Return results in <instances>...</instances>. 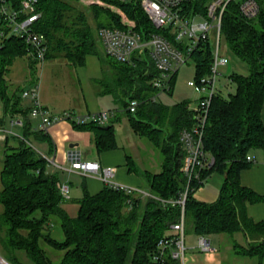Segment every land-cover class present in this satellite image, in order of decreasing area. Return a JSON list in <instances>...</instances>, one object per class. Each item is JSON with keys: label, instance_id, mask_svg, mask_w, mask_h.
Instances as JSON below:
<instances>
[{"label": "trees", "instance_id": "1", "mask_svg": "<svg viewBox=\"0 0 264 264\" xmlns=\"http://www.w3.org/2000/svg\"><path fill=\"white\" fill-rule=\"evenodd\" d=\"M208 1L195 0L191 3L192 8L203 12ZM256 1L260 12L255 19L243 18L236 3L228 4L222 15L221 32L225 46L246 65L248 74L232 73L233 93L227 97L215 96L210 102L203 149L213 158V163L200 172V177L205 180L217 173L223 176V184L217 200L206 204L193 198L194 192L201 187L194 181L185 201L184 218L185 226L189 225L198 236L224 234L233 238L241 234L244 243L233 240V252L238 256L256 258L262 264L264 221L255 223L249 219L246 205L264 199L243 187L239 179L240 172L251 166L246 161L249 151L264 150L261 119L264 105V0ZM101 2L118 8L136 23L138 32L147 34L154 31L138 0ZM79 3V0H38L37 9L41 17L35 30L46 38L45 60L60 52L80 64L87 56L99 57L85 11L78 8ZM89 11L98 22L96 36L101 27L121 26L119 15L96 5L89 6ZM169 39L174 42L173 38ZM26 55L27 46L22 40L0 37V100L4 113L21 114L25 118L22 136L8 135L3 146L0 232L2 247L8 252L6 260L10 264H21L16 256L19 252L30 264H149V254L155 243L180 216L179 205H162L155 198L177 200L186 184L181 171L183 152L179 133L194 123V114L188 103L179 102L169 107L158 100H149L156 93L151 82L157 71L146 56L141 59L134 57L133 64L109 59L111 63L104 71L105 77L96 82L101 87L100 94L113 97L124 109L123 115L128 118L133 133L147 139L159 152L162 161L158 170L140 173L152 197L140 198L104 186L93 196L84 192L82 198L75 202L77 212L71 217L64 208L66 200L60 193L57 175L47 172L46 159L31 142L32 138L36 142L47 141V134L38 128L32 129L28 118L30 105L20 106L22 89L9 90L6 75L14 61ZM190 59L194 79L206 75L211 62L209 42L199 43ZM34 64L29 60L31 70ZM175 79L176 74L171 79L169 95ZM131 99L140 102L133 114L126 110ZM81 127L93 133L97 152L117 148L112 124L108 129L92 123ZM128 201L131 203L129 209ZM52 219L59 223L64 237L62 241L49 234ZM40 242L62 251L61 260L51 261Z\"/></svg>", "mask_w": 264, "mask_h": 264}, {"label": "built area", "instance_id": "2", "mask_svg": "<svg viewBox=\"0 0 264 264\" xmlns=\"http://www.w3.org/2000/svg\"><path fill=\"white\" fill-rule=\"evenodd\" d=\"M80 1V0H79ZM128 2L130 0H117ZM139 7L147 17L153 32L140 33L136 30V23L129 20L123 13L120 14V25L101 27L97 30V39L104 55L115 62L133 64L134 57L141 59L146 56L153 64L157 75L151 86L156 90L150 101L158 100L162 93L171 90V79L187 63L199 43L209 42L211 45V62L208 73L204 76L187 82L188 87L199 96L196 107L189 109L193 112L194 123L190 128H184L179 133L180 147L183 152L181 171L186 179L183 191L177 200L157 199L162 205H179L180 216L176 223L171 224L168 232L154 245L149 254V264H185V218L184 205L187 195L192 191L191 184L197 181L201 186L206 179H201L200 172L212 165L213 158L203 149L204 127L208 117L211 100L215 96L227 97L233 93V85L229 76H224L228 59L220 52L223 35L221 32L222 15L230 3H236L240 15L247 19H255L260 12L256 0H209L202 11H195L192 2L195 0H138ZM91 3L95 1H89ZM97 4H101L98 0ZM38 0H0V37L7 39L15 37L22 40L27 46L30 60L41 66L46 61V38L36 32L35 25L41 17L37 9ZM148 37V38H145ZM169 37L173 38L172 42ZM181 45V48L179 47ZM225 78L221 83V78ZM234 91V90H233ZM22 100L31 107L30 115L40 121V130L44 133L57 122L64 120L83 125L92 123L105 126L116 116L113 111L78 114L63 112L53 115L45 109L40 101V83L33 84L20 92ZM139 101H128L126 110L135 113ZM19 124V122L12 123ZM8 135L16 136L13 132L0 127V141ZM47 164L55 165L49 157H44ZM246 161L253 163L247 155ZM56 166V165H55ZM58 167V166H57ZM60 168V167H58ZM69 172L77 171L82 175L97 176L100 181L113 190L126 194H134L140 198L152 197L146 190L125 186L114 180L115 169L104 167L99 163L83 162L78 155L70 153ZM60 193L65 200L69 199L67 186L59 185ZM154 198V197H153ZM130 208V201H128ZM197 248L201 253H212L210 241L206 236H198ZM0 264H10L0 255Z\"/></svg>", "mask_w": 264, "mask_h": 264}, {"label": "rangeland", "instance_id": "3", "mask_svg": "<svg viewBox=\"0 0 264 264\" xmlns=\"http://www.w3.org/2000/svg\"><path fill=\"white\" fill-rule=\"evenodd\" d=\"M89 1H95L93 3ZM98 0H80L78 8L85 11V16L87 23L93 33L95 39V48L98 56H87L85 62L82 64L73 62V60L65 57L64 52H60L55 57H50L46 60L43 65L34 64L31 70L29 66V60L31 59L28 55L26 57L18 58L14 61L13 65L10 67L9 72L6 75V79L9 85V90H20L27 88L34 81H39L40 83V99L41 101L48 100L53 106L56 104L58 106L53 109L49 107L50 112L53 115L62 114L61 111H55L61 109L70 102H79L81 111L79 113H85V104L82 101L84 98L85 102L88 104L90 112H108L109 109H104L102 107L103 103L97 104L100 100H112L111 95L97 94L96 91L101 89L96 82L103 78L104 71L109 67L108 63L111 61L104 55L103 50L96 36L97 20L93 18V14L89 11V6L96 5L109 13H114L116 15L121 14V11L113 5L106 3L97 4ZM101 18V17H100ZM101 20H105L101 18ZM106 21V20H105ZM220 52L228 59V65L226 71H224V76H229L232 73L239 75H247L248 69L244 63L239 61L235 56H233L226 48L224 40L221 42ZM30 58V59H28ZM107 63V65L105 63ZM194 79V67L192 63H187L182 66L176 75V79L173 85L172 94L162 93L158 101L165 106H173L179 102H187L190 108L196 107V103L199 96L193 91L192 88L188 87L187 82ZM224 77L221 78V83L224 82ZM232 92L234 86L230 89ZM19 94V92H18ZM107 102V101H106ZM82 103L84 104L82 106ZM28 104L24 100L22 103V108ZM112 109L118 110V118L120 120L111 119L109 123L105 126L113 125V130L115 136L117 137L118 144L126 151H130V147L133 145L136 150L134 153L137 154L136 160H134V167L137 168L138 163L142 161L147 162L145 169L156 170L162 159L159 152L148 142L147 139L138 137L135 135L130 128L128 118L123 115V108L116 103V105L111 106ZM25 110V108H24ZM98 110V111H95ZM121 110V111H120ZM54 112V113H53ZM62 112V113H61ZM66 112V111H65ZM86 114V113H85ZM30 122L33 118L28 116ZM17 121L24 122L25 118L21 114L11 115L10 113H4V107L2 101L0 100V122L5 125L7 130H11L18 136H22L23 128L22 126H16L11 128V122L16 123ZM38 120L34 122L36 125ZM15 125V124H14ZM34 125V126H35ZM37 126V125H36ZM36 128V127H35ZM37 129V128H36ZM33 147L39 151H43L42 147L33 138L31 139ZM3 147H0V170L3 160ZM48 172V171H47ZM223 184V176L217 173H213L207 184H203L197 191L194 192L193 198L200 203L211 204L214 203L220 193V189ZM1 187V186H0ZM2 213V207L0 205V214ZM49 234L51 237L57 241L63 240V234L59 223L56 219H52L51 228L49 229ZM3 236L0 232V255L8 259V252L2 247ZM198 235H196L190 228L189 225L185 227V246L187 248L185 259V264H260L256 258H248L238 256L233 252L232 245L233 240L239 244L243 243L244 240L241 234L234 235L231 238L224 234H210L206 236V239L210 241L211 248L214 249L212 253H201L197 248ZM40 247L44 250L46 256L53 262H59L62 258L63 252L54 250L53 248L47 246L43 242H40ZM18 261L21 264H30L23 253H16ZM264 264V261L263 263Z\"/></svg>", "mask_w": 264, "mask_h": 264}, {"label": "crops", "instance_id": "4", "mask_svg": "<svg viewBox=\"0 0 264 264\" xmlns=\"http://www.w3.org/2000/svg\"><path fill=\"white\" fill-rule=\"evenodd\" d=\"M96 93L100 94V91L98 90L96 91ZM82 101L85 104L84 105L82 103V106L84 105L86 109L85 113H91L88 108V104L85 102L84 98H82ZM22 103H24V100H21L20 106H22ZM99 103H103L102 107L104 109H109V111H113L116 113V116L113 119L117 117L116 119L120 120V118H118V110L111 108L112 105H116L115 101L104 99L97 101L96 105H99ZM41 104L49 112V107L53 109L58 108L56 104H54L55 106H53L50 101L45 99L44 101H41ZM25 105L28 106V104ZM60 108L61 109L55 111L62 110V112L66 111L75 112L78 114H85L82 112H77L81 111L79 110V102H70L69 104ZM50 113L52 114V112ZM261 119L264 126V105L261 110ZM36 120H38V123L36 124L37 126L34 124ZM17 122H19V124L15 125L12 124L13 122H11V128H14L16 126H22L21 121ZM0 124V127L6 129L3 123ZM31 125L33 130H35L36 128L40 130V121L38 118H33V120L31 121ZM81 126L82 125H76L75 123L70 121L61 120L55 123L47 131V141L37 142L42 147L43 151L41 152L35 148L43 157H49V159L54 161L56 166L47 164L48 173L57 175L59 185L68 187L69 199L66 200V203L64 204V208L68 215H70L71 217L75 216L78 207L75 202L82 198L84 192L88 193L90 196H93L100 193L104 188V184L100 181L97 176H85L77 171L69 172L67 170L69 167L70 153L78 155L80 160L83 162H94L99 163L101 166L104 167H113L115 169L114 180L117 183L147 191L146 184L144 183L140 173L144 171L154 172L158 170L157 168L156 170L145 169L144 164L146 165L147 162H144L142 160L140 163H138L137 168H135L134 160H136V158L134 157H137V154L134 153V150H136L135 147L132 145L130 147V151H126L124 148L119 146L116 136L115 139L117 148L113 150L97 152L93 143V133L90 130L83 129V127ZM4 140L0 141V147L4 146ZM248 155L252 158L254 162L251 163V166L249 168L244 169L240 172V184L264 199V150L252 149L249 151ZM128 157L130 159H128ZM57 166L60 168H58ZM210 177L211 175L206 179L204 185L208 183ZM246 215L255 223L263 222L264 200L253 204L248 203L246 205Z\"/></svg>", "mask_w": 264, "mask_h": 264}, {"label": "water", "instance_id": "5", "mask_svg": "<svg viewBox=\"0 0 264 264\" xmlns=\"http://www.w3.org/2000/svg\"><path fill=\"white\" fill-rule=\"evenodd\" d=\"M109 126H105L104 129H108Z\"/></svg>", "mask_w": 264, "mask_h": 264}]
</instances>
